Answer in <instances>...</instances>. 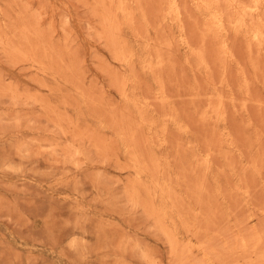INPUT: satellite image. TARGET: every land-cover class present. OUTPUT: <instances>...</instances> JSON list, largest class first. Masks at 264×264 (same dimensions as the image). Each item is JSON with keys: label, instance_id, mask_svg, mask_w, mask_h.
<instances>
[{"label": "rangeland", "instance_id": "1", "mask_svg": "<svg viewBox=\"0 0 264 264\" xmlns=\"http://www.w3.org/2000/svg\"><path fill=\"white\" fill-rule=\"evenodd\" d=\"M0 264H264V0H0Z\"/></svg>", "mask_w": 264, "mask_h": 264}]
</instances>
